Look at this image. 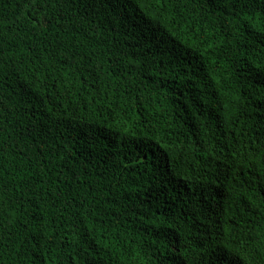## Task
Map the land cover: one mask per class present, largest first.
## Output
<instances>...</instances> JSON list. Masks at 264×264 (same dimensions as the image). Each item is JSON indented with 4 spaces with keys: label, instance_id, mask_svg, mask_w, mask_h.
<instances>
[{
    "label": "trees",
    "instance_id": "16d2710c",
    "mask_svg": "<svg viewBox=\"0 0 264 264\" xmlns=\"http://www.w3.org/2000/svg\"><path fill=\"white\" fill-rule=\"evenodd\" d=\"M0 264H264V0H0Z\"/></svg>",
    "mask_w": 264,
    "mask_h": 264
}]
</instances>
